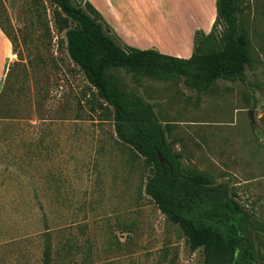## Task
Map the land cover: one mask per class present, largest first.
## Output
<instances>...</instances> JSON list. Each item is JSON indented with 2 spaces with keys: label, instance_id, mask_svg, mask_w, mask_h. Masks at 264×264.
<instances>
[{
  "label": "rangeland",
  "instance_id": "374dc122",
  "mask_svg": "<svg viewBox=\"0 0 264 264\" xmlns=\"http://www.w3.org/2000/svg\"><path fill=\"white\" fill-rule=\"evenodd\" d=\"M58 14L65 18L51 0H0L9 36L0 83V264H203V250L146 194L151 168L117 138L113 109L69 57ZM235 15L250 52L240 79L215 77L229 63L221 24L186 74L172 62L109 72L129 97L153 107L185 171L226 185L251 214L264 264V0H236Z\"/></svg>",
  "mask_w": 264,
  "mask_h": 264
},
{
  "label": "trees",
  "instance_id": "16d2710c",
  "mask_svg": "<svg viewBox=\"0 0 264 264\" xmlns=\"http://www.w3.org/2000/svg\"><path fill=\"white\" fill-rule=\"evenodd\" d=\"M65 15L55 16L58 31H66L67 52L95 88L99 99L113 109L117 138L130 146L151 168L145 192L169 221L178 225L192 249L203 250V264H258L250 235L251 214L235 199L224 184L214 185L202 174L186 172L181 155L166 140V131L150 104L133 99L122 89L113 68L142 71L146 65L186 74L206 46L218 25L227 31L225 51L229 59L215 77L242 78L250 63L248 38L238 32L236 0H217V16L209 34L196 30L192 56L178 59L157 50H139L124 44L106 24L100 13L86 0H51ZM75 23L68 27V22ZM3 33L6 34L1 28ZM8 36V34H6ZM9 37V36H8ZM166 162H161L158 155Z\"/></svg>",
  "mask_w": 264,
  "mask_h": 264
},
{
  "label": "crops",
  "instance_id": "0c3cea01",
  "mask_svg": "<svg viewBox=\"0 0 264 264\" xmlns=\"http://www.w3.org/2000/svg\"><path fill=\"white\" fill-rule=\"evenodd\" d=\"M119 39L139 50L189 59L194 34H209L214 26L217 0H86ZM8 50L0 29V83L7 68Z\"/></svg>",
  "mask_w": 264,
  "mask_h": 264
},
{
  "label": "water",
  "instance_id": "95a60500",
  "mask_svg": "<svg viewBox=\"0 0 264 264\" xmlns=\"http://www.w3.org/2000/svg\"><path fill=\"white\" fill-rule=\"evenodd\" d=\"M158 157H159V160H160L162 163H163V162H166L165 159H164L160 154L158 155Z\"/></svg>",
  "mask_w": 264,
  "mask_h": 264
}]
</instances>
